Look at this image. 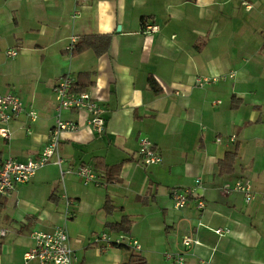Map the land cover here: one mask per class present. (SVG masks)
<instances>
[{
  "label": "crops",
  "instance_id": "0c3cea01",
  "mask_svg": "<svg viewBox=\"0 0 264 264\" xmlns=\"http://www.w3.org/2000/svg\"><path fill=\"white\" fill-rule=\"evenodd\" d=\"M247 2L249 9L239 0H0V94H15L24 108L8 122L9 137H0V162L39 157L63 75L90 73L84 92L105 119L97 134L85 110L59 113L76 126L60 134L62 169L91 165L95 180L84 185L68 174L62 184L51 162L0 196V264H20L31 233L57 227L66 230L73 264H122L132 254L173 264L165 255L179 253L185 264H264V0ZM146 25L158 30L145 35ZM82 35H108L110 44L99 56L70 57V38ZM196 77L208 82L197 86ZM142 138L158 164H140ZM228 153L234 159L220 171ZM94 158L119 165L113 181L94 169ZM243 179L254 194L248 203L233 189ZM182 188L195 190L175 209L169 191ZM123 216L127 233L107 228ZM119 236L122 247L113 246ZM185 237L195 243L184 247Z\"/></svg>",
  "mask_w": 264,
  "mask_h": 264
},
{
  "label": "built area",
  "instance_id": "2783aa9c",
  "mask_svg": "<svg viewBox=\"0 0 264 264\" xmlns=\"http://www.w3.org/2000/svg\"><path fill=\"white\" fill-rule=\"evenodd\" d=\"M240 5L249 9L250 6L247 0H239ZM158 30L156 25L144 26L142 33L145 35L154 33ZM75 37H71L66 47V51L69 52L75 42ZM9 56H15L14 50H8L6 52ZM231 77V75H229ZM208 82L205 77H196L194 83L197 86H202ZM72 80L69 75H63L56 87L54 88V97L56 101L57 117L54 121L52 129L50 130L48 141L39 157L34 160H28L25 163L15 161L11 158L0 162V196L11 192L17 185L27 183L36 172L44 167L48 163H53L58 166L60 172V179L63 184L64 175L73 174L76 179L82 184L86 185L95 180V174L91 167L87 165H81L76 170L62 169L63 159L58 153L59 138L62 131L73 130L75 125L62 121L59 118V113L64 110H85L89 118L87 120L88 126L97 134H101L104 130L105 119L103 117V108L94 101L87 92L76 94L71 92L70 88ZM24 111V108L18 99V97L11 93L6 92L0 94V137L7 139L9 137V130L7 128L8 122L16 115ZM31 121L37 118V114L33 110L26 112ZM231 141L234 140V136L229 137ZM219 143V139L215 140ZM137 155L139 157L140 164L144 167L153 166L161 161V157L157 152L155 146L147 138H142L138 142ZM195 183H199V179L195 180ZM234 191L242 194L246 203L254 199L251 185L248 180H237L233 186ZM194 188H182L171 189L169 196L172 200L173 207L175 209L183 208L190 194L194 191ZM65 199V215H69L70 202L64 195ZM196 208L202 210L205 208V204L202 200L196 201ZM215 234H223L221 230L214 231ZM5 231L0 230V236H4ZM122 236L112 241V244L121 245ZM31 239L33 241L32 247L27 250L23 256L20 264H73L74 254L70 248L67 233L64 227L54 228L49 232L34 231L31 233ZM104 239V235L98 237L96 241ZM195 243L190 237L182 239V245L188 247ZM131 245L136 249H139L138 243L132 241ZM167 259H172L173 264H185L183 254L165 255Z\"/></svg>",
  "mask_w": 264,
  "mask_h": 264
},
{
  "label": "trees",
  "instance_id": "16d2710c",
  "mask_svg": "<svg viewBox=\"0 0 264 264\" xmlns=\"http://www.w3.org/2000/svg\"><path fill=\"white\" fill-rule=\"evenodd\" d=\"M109 44H110V37L108 35H82L76 37L72 49L69 52L67 51L66 52L70 55V57H75L78 54L82 53L83 51L91 50L95 55L99 56L107 50ZM89 76H90L89 72L78 73L75 77V80L72 81V85L70 88L71 92L80 94L84 92V90L87 87L92 85V81L90 80ZM150 84H151L150 85L151 90L155 94L159 93V90L152 81H150ZM234 156L235 153H228L227 155H225L224 160L219 162L220 171L225 170L226 161L230 160V162H232ZM93 161H94V169L101 171V173H103V175L108 181H113L115 179V177L111 176V174L117 172L119 165L107 166L100 158H94ZM90 167L93 170V166L90 165ZM103 208L105 209V211L108 212L112 209L111 205L109 204V201H106L104 203ZM129 227H130V220L125 216L122 217L121 221L118 224L107 225V228H109L111 231H115L123 234L129 231ZM112 245L122 247V245H115V244ZM122 264H147V262L139 254H132L129 260Z\"/></svg>",
  "mask_w": 264,
  "mask_h": 264
},
{
  "label": "rangeland",
  "instance_id": "374dc122",
  "mask_svg": "<svg viewBox=\"0 0 264 264\" xmlns=\"http://www.w3.org/2000/svg\"><path fill=\"white\" fill-rule=\"evenodd\" d=\"M229 77V76H228Z\"/></svg>",
  "mask_w": 264,
  "mask_h": 264
}]
</instances>
